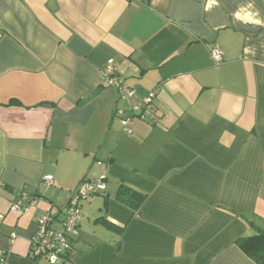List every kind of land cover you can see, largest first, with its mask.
I'll return each instance as SVG.
<instances>
[{
  "label": "crops",
  "instance_id": "0c3cea01",
  "mask_svg": "<svg viewBox=\"0 0 264 264\" xmlns=\"http://www.w3.org/2000/svg\"><path fill=\"white\" fill-rule=\"evenodd\" d=\"M206 3L0 0V264H49L28 251L37 217L58 230L100 178L61 264H256L237 240L264 230V23L234 14L264 21V0Z\"/></svg>",
  "mask_w": 264,
  "mask_h": 264
},
{
  "label": "built area",
  "instance_id": "2783aa9c",
  "mask_svg": "<svg viewBox=\"0 0 264 264\" xmlns=\"http://www.w3.org/2000/svg\"><path fill=\"white\" fill-rule=\"evenodd\" d=\"M211 60L215 65H218L223 59V52L218 47H213L209 50ZM103 83L106 86L115 88L120 97H132L135 93L124 84V77L119 74L111 64H107L100 71ZM152 93L143 98L136 110H140L142 102L147 103ZM143 107V106H142ZM143 111V110H142ZM123 125L127 124V120H121ZM45 181L52 184L53 177L45 176ZM105 184L103 179L87 180L84 179L72 191L68 203L61 211L62 219L60 220V228H53L55 217L49 212L40 214L35 222V231L29 239L28 251L32 257H44L49 264H61L65 260V256L70 249L72 237L78 235V227L80 223V205L83 201L89 200L94 194L103 191ZM24 201H27L26 195H20L10 202V209L18 211L26 209Z\"/></svg>",
  "mask_w": 264,
  "mask_h": 264
},
{
  "label": "trees",
  "instance_id": "16d2710c",
  "mask_svg": "<svg viewBox=\"0 0 264 264\" xmlns=\"http://www.w3.org/2000/svg\"><path fill=\"white\" fill-rule=\"evenodd\" d=\"M116 197L135 211L144 201L145 194L121 185ZM237 245L256 264H264V230L256 229L254 234L237 240Z\"/></svg>",
  "mask_w": 264,
  "mask_h": 264
},
{
  "label": "clouds",
  "instance_id": "9594fccd",
  "mask_svg": "<svg viewBox=\"0 0 264 264\" xmlns=\"http://www.w3.org/2000/svg\"><path fill=\"white\" fill-rule=\"evenodd\" d=\"M216 3L217 0H207V3L205 4V11L210 10ZM242 12L244 13L243 15L241 14ZM234 15L237 19H243V21L245 22H251L256 24L264 23V21L258 18V13L253 14L251 12H244V10L241 9V11H238Z\"/></svg>",
  "mask_w": 264,
  "mask_h": 264
}]
</instances>
